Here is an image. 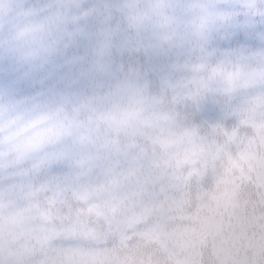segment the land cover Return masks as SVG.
I'll use <instances>...</instances> for the list:
<instances>
[{
  "label": "snow or ice",
  "instance_id": "6c2138e0",
  "mask_svg": "<svg viewBox=\"0 0 264 264\" xmlns=\"http://www.w3.org/2000/svg\"><path fill=\"white\" fill-rule=\"evenodd\" d=\"M0 264H264V0H0Z\"/></svg>",
  "mask_w": 264,
  "mask_h": 264
}]
</instances>
